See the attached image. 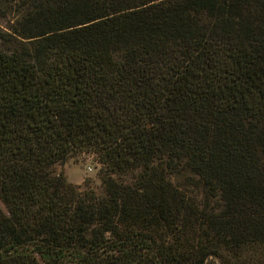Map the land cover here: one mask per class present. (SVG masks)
Listing matches in <instances>:
<instances>
[{"label": "trees", "instance_id": "obj_1", "mask_svg": "<svg viewBox=\"0 0 264 264\" xmlns=\"http://www.w3.org/2000/svg\"><path fill=\"white\" fill-rule=\"evenodd\" d=\"M0 264H264V0H0Z\"/></svg>", "mask_w": 264, "mask_h": 264}, {"label": "rangeland", "instance_id": "obj_2", "mask_svg": "<svg viewBox=\"0 0 264 264\" xmlns=\"http://www.w3.org/2000/svg\"><path fill=\"white\" fill-rule=\"evenodd\" d=\"M101 164L93 154H83L71 158L67 163L58 166V171H63L68 180L82 187L91 184L100 185L99 171Z\"/></svg>", "mask_w": 264, "mask_h": 264}]
</instances>
